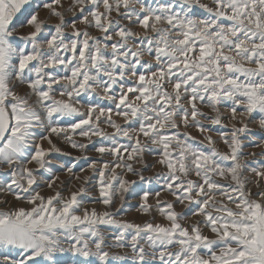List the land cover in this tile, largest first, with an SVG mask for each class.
Instances as JSON below:
<instances>
[{
  "label": "snow or ice",
  "instance_id": "snow-or-ice-1",
  "mask_svg": "<svg viewBox=\"0 0 264 264\" xmlns=\"http://www.w3.org/2000/svg\"><path fill=\"white\" fill-rule=\"evenodd\" d=\"M254 116L264 129V0H0V194L17 202L0 198V264H264V162L241 163ZM53 136L92 173L58 165L68 195ZM133 194L148 219L118 218Z\"/></svg>",
  "mask_w": 264,
  "mask_h": 264
},
{
  "label": "rangeland",
  "instance_id": "rangeland-1",
  "mask_svg": "<svg viewBox=\"0 0 264 264\" xmlns=\"http://www.w3.org/2000/svg\"><path fill=\"white\" fill-rule=\"evenodd\" d=\"M205 2H207V0H205ZM62 3L65 4V7L68 6V4L70 3V0H62ZM72 16V13H68L66 16V19H70ZM41 17L42 18H46L48 24L53 25L57 22V19L55 17H51L48 18V13L46 11H42L41 12ZM79 27L83 28V25H79ZM28 29L22 28L19 30V32L21 34L27 32ZM47 31V30H46ZM68 31H70V29H68ZM92 31L93 35H99V33H97L95 30H90ZM18 92H20L21 94L27 92V87L24 85H21L18 89ZM34 99V98H33ZM85 100H87L88 98L85 97ZM98 103H105L102 100H97ZM82 110H84V108H82ZM205 112H209L210 110L207 108H204ZM221 113L223 114L224 117H227L229 114V110L227 108H221ZM243 117L241 116H237V120L242 119ZM119 123H123L122 120L118 119ZM245 122L248 123L249 125V132L246 134H243L241 136V139L243 141L244 147H243V152L245 154H249V153H255V156H251V155H245L241 158V163H244L246 161H255L257 162L255 164V166L259 167V164L261 162H264V155H262V153H264V129H261L259 127V120L258 117H253L251 118V120L249 121L248 119H245ZM204 123H208L207 121H204ZM235 123V121L231 120V119H223L222 124L221 125H217L214 126V129L211 133H209L210 135L213 136V139L216 141V147L219 151L221 152H226L228 151L226 145L223 143V141L220 138L219 133L223 132L225 134H230V129L232 127V125ZM226 125V127H225ZM109 132L112 131L110 128L107 129ZM182 132L187 131L189 132L193 137H195V139L197 141H202L203 143L206 144V141L203 140V136L202 134H200L195 128H188V129H181ZM53 142L57 145V147H59L61 149L62 153H69V155H62L60 153H53L52 156L49 157V159L51 160L52 164L56 167H54V174L55 176H58L60 179L57 181V187H59L60 189H62L64 191L65 195H68L70 191L72 190H76L79 185L80 182L76 181L74 179L71 180V182L69 183V178L71 176L70 173H68L65 169H61L60 167H58V165L60 164H64L67 166H75L74 167V171L76 173V175H89L91 176L92 173L90 170L87 169V162H85L84 160H75V157H79L81 155L80 152H78L77 150L71 148V146L69 144H67L65 141L63 140H58L55 136H53ZM75 139L79 140L80 137H75ZM97 139V138H94ZM44 146L48 147L47 142L44 141ZM258 145V146H257ZM87 155L89 157L92 158H97L99 154L95 153L94 151L91 150V148L89 149V151L87 152ZM105 159H109V157H104ZM158 159V157L154 156V155H149V154H145V161L149 164L154 163V161ZM138 167V165H137ZM81 168L86 169L85 172H81ZM119 171V170H118ZM165 171V169H163L160 165H156L155 168L150 169L149 172H146L145 175H151L154 172H163ZM249 179H254L251 174H248ZM127 179L130 180H134L137 179V177L132 176L131 173H129L126 177ZM48 179V175L46 174L44 179L41 180L40 182V188L39 190L41 191V193L43 195H51L52 194V190L48 189L45 186V183ZM93 185L95 184V180L92 181ZM141 187H146V185H139V186H135L134 191L136 193L139 192V189ZM153 191H157L159 190V186L155 183H153L151 185ZM253 191H255V187L253 186ZM89 195L92 196H98V191L95 188H92V191L89 193ZM0 198H6L10 201L9 206H12L13 204H16L17 202H15L12 198V196L7 195L4 196L3 194H0ZM152 203H155V198H150ZM161 199L162 200H168V201H172L173 197L170 196L167 192H161ZM139 203V195L133 194V195H129L127 197V199L124 201V210L121 212L120 216L118 217L119 219H127L130 221H143L145 219H148V217L143 216L142 214L138 213L137 211V205ZM185 205H187V201H185ZM185 205H176V211L177 212H188V218L183 221V223H192L195 219H197L196 217L191 216L190 214V210L188 208L185 207ZM86 207L92 208L95 207L97 208V210H104V206L102 204L96 203H88L85 205ZM120 206V201L117 200L115 207H119ZM157 219H161L160 217H157ZM119 251H123V250H119Z\"/></svg>",
  "mask_w": 264,
  "mask_h": 264
}]
</instances>
